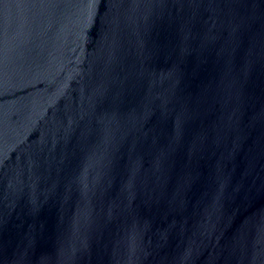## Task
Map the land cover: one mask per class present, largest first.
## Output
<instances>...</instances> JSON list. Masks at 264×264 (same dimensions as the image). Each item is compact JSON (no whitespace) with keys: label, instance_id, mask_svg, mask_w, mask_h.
Segmentation results:
<instances>
[{"label":"water","instance_id":"95a60500","mask_svg":"<svg viewBox=\"0 0 264 264\" xmlns=\"http://www.w3.org/2000/svg\"><path fill=\"white\" fill-rule=\"evenodd\" d=\"M0 264H264V0H0Z\"/></svg>","mask_w":264,"mask_h":264}]
</instances>
